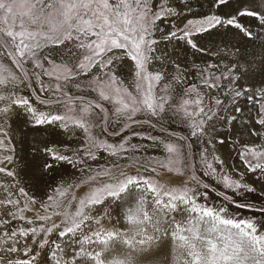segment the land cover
<instances>
[{"label": "snow or ice", "instance_id": "snow-or-ice-1", "mask_svg": "<svg viewBox=\"0 0 264 264\" xmlns=\"http://www.w3.org/2000/svg\"><path fill=\"white\" fill-rule=\"evenodd\" d=\"M257 76L264 0H0V264H264ZM21 114L67 139L18 157Z\"/></svg>", "mask_w": 264, "mask_h": 264}, {"label": "bare ground", "instance_id": "bare-ground-1", "mask_svg": "<svg viewBox=\"0 0 264 264\" xmlns=\"http://www.w3.org/2000/svg\"><path fill=\"white\" fill-rule=\"evenodd\" d=\"M229 39H231V36H229ZM237 39H239V38H237ZM219 40H220V37H216V36L213 37V41L216 42L217 44H219ZM213 41H207L206 46L211 48ZM247 50H248V52H251L252 51L251 46H249ZM178 52H179L181 59H183L185 56H187V59L189 62H191V61H195L196 63L201 62L199 60L200 54L199 53L193 54L192 50H190V49L188 50L187 53H185L183 50H178ZM224 63H227V61H225ZM256 79L257 80L264 79V77L257 76ZM125 81H128V80L125 79ZM128 82H130V79ZM248 86L251 87V84L249 83ZM260 87H264V85H260V84L256 85L257 89H259ZM242 106H245L243 104V102H242ZM251 107L252 106L250 104L245 106V114H247L248 110H251ZM22 121H23V114H21L20 119L17 120V122L12 125V128H13V144L15 146L16 154L18 157H25L27 155L31 143L33 142L34 138L37 136L41 139H47V140H51L53 142L67 139L66 136L60 135L58 133V131H56V129H55L56 125L55 126L54 125H41V126H39L40 130L36 131L33 128H31L30 126L23 124ZM225 131H227V130H225ZM136 143H140V142L136 141ZM222 152H223V150H222ZM231 159H232V161H235L236 157H235L234 153H233ZM65 167H67V166H65ZM72 173H73V169L68 167V171L66 173L65 178H67V176H71ZM160 173H162V172H160ZM165 175L171 176L174 179H177L179 177V175H176L173 173H165ZM153 255H154V259H149L147 261V264H174V260H173L174 253L171 251L170 247L169 248L161 247V248L155 249Z\"/></svg>", "mask_w": 264, "mask_h": 264}, {"label": "rangeland", "instance_id": "rangeland-1", "mask_svg": "<svg viewBox=\"0 0 264 264\" xmlns=\"http://www.w3.org/2000/svg\"><path fill=\"white\" fill-rule=\"evenodd\" d=\"M124 77H127V79L126 80H128L129 81V79H130V82H128V81H125V85H130V83H131V81H132V77L131 76H129L128 75V73H127V70H125L123 73H122V79L124 78ZM35 87L38 89L39 88V85L37 84V85H35ZM129 90L131 91L132 90V87H129ZM70 91L71 92H76V90L75 89H70ZM25 94H29L28 92H27V90H26V92H25ZM37 95L41 98V99H45V98H47L46 97V94L45 93H41V92H38L37 93ZM32 100H33V103L35 104V106L37 107V108H39L40 110H46L45 109V106L44 105H41L40 103H39V101L38 100H36V98L35 97H30ZM91 98V97H90ZM39 105H38V104ZM106 107H110L109 105H105ZM55 126V125H54ZM164 127L165 128H167L169 131H173V132H186V128L185 127H183L181 124H180V122H179V120H174V121H169L167 124H165L164 125ZM55 129H56V131H58V133H60V129L57 127V126H55ZM136 131H140V132H147V133H149V134H151V135H162L163 133L160 131V126L158 125L156 128H149V126L147 125V124H145V125H142V126H137L136 127V129H135ZM110 131H111V129H110ZM108 139H109V141L110 142H118V140H119V137H115V136H111V137H108ZM136 141H138V140H134L133 141V143H136ZM138 142H140V143H147L146 141H138ZM12 143H13V141H12ZM14 145V144H13ZM4 154H7V153H4ZM153 155H155L157 158H162V153H159V152H157V153H152ZM165 173L166 172H162V173H160L159 175H158V177H157V180H158V182H160V183H164V184H169V185H173V184H175V183H178V182H180V180L181 179H183L182 177H178L177 179H174V178H172L171 176H167V175H165ZM177 175V174H176ZM59 180H60V178L59 177H57V179H56V182H59ZM212 199H211V198ZM210 198V199H209ZM215 199V200H214ZM214 201V202H213ZM217 202H219V198L218 197H216V195H215V193H211L210 192V194H209V197H208V203L209 204H214V203H217ZM232 212H235V211H237L236 209H230ZM244 215H249L248 213H243Z\"/></svg>", "mask_w": 264, "mask_h": 264}]
</instances>
